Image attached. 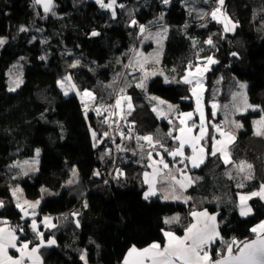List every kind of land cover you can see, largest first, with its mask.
Returning <instances> with one entry per match:
<instances>
[{
  "label": "trees",
  "instance_id": "1",
  "mask_svg": "<svg viewBox=\"0 0 264 264\" xmlns=\"http://www.w3.org/2000/svg\"><path fill=\"white\" fill-rule=\"evenodd\" d=\"M196 1L201 11L193 12L190 7L196 8L193 3ZM54 2L55 16L46 15L43 7L34 5L33 0H0V35L8 38L0 50V200L5 202V207L0 208V219L22 223L27 234L20 237L35 244L38 239L29 221L21 219L12 186L20 184L24 197L40 199V217L54 214L57 225L55 229L44 230L45 238L56 240V245L42 249L46 264H84L80 259L84 252L87 264H123L133 245L164 243L165 217L180 213L187 224L194 209L219 212L223 242L218 240L211 248L213 260L220 258L217 251L225 253L233 238L237 241L251 238L254 235L251 229L264 220V202L253 197L250 200L253 212L248 216L239 214L237 188L228 175L230 164L225 165L217 155L192 170L202 179L187 190L192 197L187 203L159 197L145 200L143 193L147 188L142 175L149 160L146 152L140 151L135 137L152 135L166 147L177 146V141L166 135L178 125L177 120L171 118L170 125L168 119L158 118L148 96L176 104L182 111L194 109L191 87L182 82V75L189 64L206 56L219 61L207 73L208 86L217 77H222L225 89V83L232 78L247 81L250 101L264 110V0H225L222 11L238 22L235 31L228 33L210 16L201 18L217 6L215 0L209 3L171 0L169 5L161 0H117V4L125 7L116 8L115 19L95 0ZM161 13L163 20L159 19ZM132 19L146 26L143 35L138 26H129ZM21 26L28 31H19ZM158 27L168 29L166 34L157 31L165 38L164 49L159 63L148 59L144 70L158 67L163 75L148 78L145 91L135 86L143 71L136 68L133 55L143 37ZM93 30L100 35L92 37ZM209 36L215 47L204 43ZM194 40L198 42L195 46ZM155 47L151 41L145 46V54L154 52ZM232 52L238 55L232 56ZM41 56L46 59L41 60ZM20 57L24 58L23 83L15 91H9L7 71ZM76 60H80V65L70 67ZM66 75L72 76L80 90L93 91L97 102L105 107L114 101L121 88L125 89L134 110L131 115L122 114L125 118L121 119L116 109L113 122L122 126L119 133L114 131L112 138L105 137L106 116L99 115L100 126L89 122L80 97L74 92L63 94L57 81ZM165 77L181 82L165 83ZM237 116L244 121L245 128L231 146L232 157L252 164L255 179L243 190L253 191L264 181V136L254 135L251 115ZM92 127L97 133L95 141ZM122 132L132 139L122 138ZM109 142L117 150V145L126 149L118 150L124 153V159L114 163ZM139 144L148 147L144 141ZM38 147L39 170L25 176L15 172L12 165L32 156ZM117 169L123 170L124 175L118 176ZM95 172L99 175H94ZM70 180L73 183L69 184ZM76 212L80 215L73 217ZM77 219L80 227L74 222Z\"/></svg>",
  "mask_w": 264,
  "mask_h": 264
},
{
  "label": "snow or ice",
  "instance_id": "2",
  "mask_svg": "<svg viewBox=\"0 0 264 264\" xmlns=\"http://www.w3.org/2000/svg\"><path fill=\"white\" fill-rule=\"evenodd\" d=\"M164 5H169L171 0H161ZM210 0H205V3H209ZM95 3L99 5V7L103 10L109 11L111 13L112 19H115L117 16L116 8L119 7L123 9L125 5L117 4V0H95ZM216 7L211 10V12L203 13L201 18L204 16H210L212 20L217 23L222 24L223 32H234L238 27V22L233 21L229 16L226 15L222 11L225 0H215ZM34 5H41L43 7V12L47 14H51L53 16L56 15L54 11L56 4L54 0H33ZM39 15V13H37ZM160 20L164 19V13L160 14ZM129 26H138L140 34L143 35L147 29L143 24H139L136 19H132L130 21ZM202 27H206V25H202ZM19 31L26 32L28 29L24 26H21ZM163 33H167V27H163ZM100 33L98 31L93 30L91 32L92 37L99 36ZM157 37L161 36L160 32L155 34ZM149 36H144L145 40L149 39ZM35 39V37H33ZM6 38L0 37V47H2L6 43ZM157 43L160 44V41L157 40ZM198 43L197 41H193V46ZM205 44L215 47V43L211 36L207 40L204 41ZM137 57H144V54L141 52L136 53ZM232 56H237L238 53L232 52ZM23 59V58H22ZM41 60L46 59V57L41 56ZM147 57H144L143 62L140 59H135L134 64L143 71V76L139 80V82L135 85L138 88H141L146 91V80L150 75H157L156 72L149 73L144 70V64L147 62ZM206 63L203 67L200 65H189L187 74L182 76V82L184 84L192 85L190 91L192 96L195 97L196 100V109L195 112L198 113L200 118V124L197 125L193 120L192 112H184L178 113L177 119L179 120V126L170 129L167 132V137L172 138L175 141H178V145L175 148H167L162 143L160 139L154 138L152 135H144V136H136L135 139L141 149L143 151L144 145L139 144L140 141L146 142L149 148L152 151L147 152V158L150 163L147 165L152 168V172L145 171L143 173V183L147 185V190L143 193V199L149 200L151 197H155L157 195L161 196L163 200H183L187 203L192 199L190 196H185L184 192L187 191V188L195 184L200 177H196L193 179L191 176L187 174L185 169L189 168V165L192 169L200 168L204 165L210 157H217L218 153L220 154V158L223 160L225 165L234 164V161L231 159V152L229 145L234 143L235 136L229 132L223 130L219 125H212L215 133H218L221 139H217L215 134L209 133L206 129L205 124V112L203 107V93L205 88L203 87V74L208 71V65L219 63L218 60L214 59L213 56H208L205 58ZM159 63V60H156ZM80 65V60H76L73 62L70 67L76 68ZM15 67V66H14ZM125 67H130V65H125ZM193 67H195V71H192ZM173 71H175L173 69ZM163 75V73H159ZM171 82H181V81H170L167 77H165V83ZM219 82V81H218ZM14 87H10L9 91H15L16 88L23 83V80L19 77L15 81H13ZM57 85L63 91L65 96H68L70 93H75L78 97L81 98V103L84 108V115L87 119L88 110L92 103H97V106L92 109L96 112V114L103 115L104 112H108L109 116L116 115L115 112L110 111V109H119L123 112L122 101L127 103V115H131V112L134 110V106L132 104V98L127 96L125 93V89L121 88L120 92L116 98L114 105L104 106L99 104L98 98L93 91L88 89L80 90L77 85L72 81L71 75H66L61 80L57 81ZM111 85H109L110 87ZM239 88L241 90L247 89L246 83H239ZM237 95H242L244 99V110L251 108L256 110L259 108L258 105L254 106L248 103L247 95L245 92L235 93L233 98ZM87 98V100H85ZM188 97H185L187 99ZM151 100H156L158 104L164 105L167 104L166 101L161 100L159 97L152 96ZM218 105L213 102L212 103V115H216V109ZM167 108L169 112L177 111V106L172 104H167ZM157 113L158 118L168 119L169 124H173V120L168 118V113L162 109L157 107H153L152 109ZM240 109L237 107V111ZM264 111V110H262ZM121 119L125 117L121 115ZM188 121H192L191 125L188 124ZM103 123H109V118L106 117ZM235 123L237 128L243 127L242 124L238 122ZM254 126L259 125L256 128L254 135L264 136V116L261 117L259 121L253 122ZM111 126V125H110ZM198 128L199 131L197 134H193V130ZM132 129H129V133H131ZM173 131H178L180 134L173 136ZM105 137L109 135V133L105 132L103 134ZM122 138H126L131 140L132 136L125 135L123 132L121 133ZM93 140H97V133L92 131ZM207 139H211L212 145L211 148L208 149L206 147ZM202 141L205 142L202 144ZM191 148V155H185V146ZM96 146L95 144L93 145ZM159 146L163 149L164 153L173 158L174 162H178L179 164L184 165V168L176 169L177 172L180 173L181 178L178 179L176 175L173 174L170 165L164 159V155L160 152H157L156 155L159 156V160L153 159V151ZM118 150L124 151L126 149H121L120 145H117ZM136 154L135 152L133 153ZM40 155V149H36V158L33 159L31 164L38 165L39 160L38 157ZM180 159L177 161L176 158ZM24 164H29V161H24ZM21 165L15 164L12 167H20ZM237 167L239 173H245L242 177L243 180H251L253 175L251 173L252 165L248 164L245 161H240L239 165H234ZM246 169L249 170L246 172ZM32 171H38V168H31ZM166 170V171H165ZM118 176H123L124 172L121 169H117ZM24 175H28V172L25 171ZM76 170L73 169V176H76ZM94 175H99V172H95ZM229 179H232L231 174L229 173ZM118 178V177H117ZM69 184L73 183V181H68ZM162 183L165 184L166 187L158 190L157 184ZM245 185L243 182L238 183V188H243ZM41 191H47V189H41ZM22 192L23 190L16 186L12 189V196L16 201V208L22 213L21 219L27 220L31 218L30 228L33 233L36 234V237L39 240V243L30 247L32 241L29 240H21L20 236L17 235V230L21 233L24 232L23 226H18L17 228H4L0 227V264H28L30 261L31 264H43L40 249L51 247L56 245V240L54 237H49L45 240L44 232L40 231V224L46 229H55L57 225L52 222L51 217L45 216L38 223L36 217L38 215L36 209H38L41 200L38 199L36 201H29L27 199L22 200ZM162 193V194H161ZM239 204L237 207L239 208V214L241 216H248L252 213V207L248 204V201L253 197H259L261 200H264V183L260 185V188L257 191H253L251 193L243 194L238 193ZM43 199V197H41ZM5 207V202L0 200V208ZM85 207L87 204L85 203ZM31 210V211H30ZM80 214L78 212L72 213L73 217H78ZM217 214H209L207 210L204 211H193L191 216L194 218L195 222L190 224L184 232V235L178 236L172 231H164L163 236L165 237V242L163 246L159 242H153L145 248H137L133 245L129 250L127 255L123 260V264H264V221H261L256 227L251 229V232L256 234V239L250 241H237L235 238L230 243H227V247L225 253H221L217 251L216 255L220 258L213 260L210 254V249L215 242L220 239L223 242V238L220 235L219 231V223L217 222ZM67 219V217H65ZM179 217L174 216L171 218L165 217V224H172L174 222H178ZM77 227H80L79 220L74 221ZM0 223H7V221H0ZM235 246V247H234ZM9 249H15L20 255L18 257H13L8 254ZM87 253L84 252L81 254L80 259L84 261V264H87Z\"/></svg>",
  "mask_w": 264,
  "mask_h": 264
},
{
  "label": "rangeland",
  "instance_id": "3",
  "mask_svg": "<svg viewBox=\"0 0 264 264\" xmlns=\"http://www.w3.org/2000/svg\"><path fill=\"white\" fill-rule=\"evenodd\" d=\"M192 3V2H191ZM195 5H196V8H191L190 7V9H192V11L193 12H195L196 10H198V11H201V8H200V4H199V1H196V2H193ZM161 27V26H160ZM160 27H158L157 28V30L156 29H154V30H150L145 36H149V34H151V36H150V38L149 39H147V40H145L144 38L141 40V43H140V45L136 48L135 47V52H134V55H133V63H134V60L135 59H140L141 60V62H143V59H144V57H147L148 59H149V61L152 63H154V61H156V60H158L160 57H161V55H162V52H163V49H164V44H165V38H161L162 37V34H161V36H159V37H157L155 34L157 33V31H162L161 30V28ZM0 37H4V38H6V41L8 40V38L6 37V36H1L0 35ZM157 40H159L160 41V44H158L157 43ZM151 41H153V42H155V44H156V47H155V49H154V52H152V53H149V54H145L146 53V49H145V46L147 45V44H149ZM1 48L2 47H0V50H1ZM159 51H160V53H159ZM137 52H141V53H143L144 54V57H137V55H136V53ZM23 57H20V59H18L10 68H9V70L7 71V76H8V78H7V82H8V89L10 88V87H14V83H13V81H15L16 79H17V77H19V78H21L22 80H23V74H24V65H23V59H22ZM147 59V60H148ZM199 59V58H198ZM197 59V60H198ZM195 61L194 63H191L190 65H193V66H195V64H197L198 63V61ZM213 65V64H212ZM15 66V67H14ZM144 67H146L145 66V64H144ZM136 68H139L138 66L136 67ZM147 68H149V67H147ZM147 72H149V73H152V72H156L157 74L159 73V68L158 67H155V68H152V69H147L146 70ZM192 71H195V70H192ZM143 72H141V75L143 76ZM187 74V71H186V73H184L183 75H186ZM182 75V76H183ZM205 76L207 77L208 76V74L207 73H205ZM65 77V76H64ZM150 77H152V75H150L148 78H150ZM225 79H226V76H225ZM203 81H204V74H203ZM219 81V82H218ZM239 83H246L247 84V86H248V82L247 81H244V80H236V78H234V81H232V80H230L228 83H225V85H226V89H225V91H223V90H220V79H219V77H217L216 79H214V82L210 85V86H208L207 84H204V82H203V87L205 88V91H204V93H203V99H210V106L212 107V103L213 102H215L216 104H218V103H220L221 104V106H222V110H221V112H220V114H221V118H222V120H224L226 123H227V126H228V129L229 130H233V131H235V132H237V133H239V131H241V130H243L244 128H245V125H244V121L242 120V119H240V118H238V116L237 115H235V111H234V108L235 107H233V106H231L232 105V102H234V104L236 103V105H239V104H243L244 103V99H243V96L242 95H237L236 97H235V99L233 98V95L235 94V93H241V92H245L246 93V95L248 96V87H247V89L246 90H241L240 88H239ZM21 85V84H20ZM190 87H192V85H190ZM17 89V88H16ZM15 89V90H16ZM71 94V93H70ZM149 97V99H150V97H152L151 95H149L148 96ZM155 97H157V96H155ZM161 99V98H160ZM192 99H193V101L194 102H196V100H195V97H193L192 96ZM85 100H87V98H85ZM151 100V99H150ZM161 100H163V99H161ZM164 101H166V100H164ZM80 102H81V98H80ZM167 102V104H172L173 105V103H171V102H168V101H166ZM151 103H152V105H153V107H157V108H159V109H162V110H164L165 112H167V104H164V105H160V104H158V102L156 101V100H151ZM81 105H82V103H81ZM97 105L95 104V103H92L91 104V106H90V108H89V110H88V114H87V119H88V121L89 122H91V123H96L98 126H100V122H99V120H98V118L100 117L101 118V116H98L97 114H96V112L95 111H93L92 109H94L95 107H96ZM83 107V106H82ZM126 109L124 112H123V115L124 114H126L127 115V111H128V109H127V107H126V102L124 103V105H123V109ZM118 110V109H117ZM117 110L116 109H110V111H112V112H115L116 113V115H112V118L113 117H117ZM119 111V110H118ZM190 111H194V110H187V111H184V112H190ZM120 113V112H119ZM195 113V112H194ZM106 117H108L109 118V123H105L104 124V127L106 128V125L107 124H111L112 125V127H114L113 126V122H112V119L110 120V116H108V113L107 112H104L103 113ZM120 114H122V113H120ZM249 115H251L252 117H253V119H254V121H259L260 119H261V117L262 116H264V113L263 114H260V112H257V113H248ZM217 115H219V112L217 113L216 112V116ZM105 117V118H106ZM104 118V119H105ZM233 122H238V123H240V124H242L243 125V127H241V128H237L236 126H235V123H233ZM178 126V125H177ZM253 126H254V124H253ZM257 127H259V125H255L254 126V131L256 130V128ZM92 130L94 131V129H93V127H92ZM226 130V129H225ZM117 133H119V130H117ZM214 134V133H213ZM216 136L217 137H219V135H217L216 134ZM220 138V137H219ZM218 139V138H217ZM110 143V142H109ZM36 149H40V155H39V157H38V160H39V163H38V165H35V164H31V162L33 161V159L34 158H36ZM35 149V151H34V154L32 155V156H30V157H26V158H23V159H21V160H18L15 164H19V165H21L20 167H15V172H19L20 174H22L23 176H25L23 173L25 172V171H27L28 172V174L29 173H34V172H37V171H32L31 170V168H40V157H41V148H36ZM109 151H111L112 153V157L115 159V161H114V163H116L117 161H118V159H119V156H120V153H119V151L114 147V146H112L111 145V143H110V147H109ZM24 161H29L30 163L29 164H24L23 162ZM14 164V165H15ZM238 182V180L237 179H234V183L236 184ZM16 186H19L21 189H22V187H21V185L20 184H16V185H13L12 186V189L14 188V187H16ZM23 190V189H22ZM22 196H23V192H22ZM24 197V196H23ZM22 197V200L23 199H27V200H29V201H36V200H38V199H34V200H30V199H28L27 197H25V198H23ZM161 197V196H160ZM163 200V199H162ZM169 201H175V200H172V199H169ZM177 201H179V202H181V200H177ZM183 201V200H182ZM185 203V202H184ZM40 205H41V203H40ZM40 205H39V207H40ZM38 207V208H39ZM36 210H38V209H36ZM262 221H264V220H262ZM261 222V221H260ZM259 222V223H260ZM259 223H257L256 225H254V227H256ZM27 233H26V230L24 229V232L23 233H21V232H19V236L20 235H26ZM255 235V234H254ZM21 238V237H20ZM21 240H23V238H21Z\"/></svg>",
  "mask_w": 264,
  "mask_h": 264
},
{
  "label": "crops",
  "instance_id": "4",
  "mask_svg": "<svg viewBox=\"0 0 264 264\" xmlns=\"http://www.w3.org/2000/svg\"><path fill=\"white\" fill-rule=\"evenodd\" d=\"M207 57V56H206ZM206 57H203V58H199L197 61H198V63L197 64H195V65H200L201 67H203L204 66V64L206 63V61H205V58ZM212 66L213 65H208V68H209V70H212L211 68H212ZM192 70H195V67H193V69ZM208 70V71H209ZM187 71V70H186ZM208 71H206V72H204V84H207V77L205 76V73H208ZM236 80H238V79H236ZM232 81H234V79L232 78ZM239 81V80H238ZM223 81H222V77L220 78V90H223V89H225V87H223L224 85H223V83H222ZM128 96V95H127ZM247 100H248V103L249 104H251V105H254V106H256L257 104H254V103H252L251 101H250V99H249V97L247 96ZM124 101H122V106L124 105ZM133 104V103H132ZM173 105H175V106H177L176 104H173ZM218 105V107H217V109H216V112L218 113L219 112V115H215V116H213L212 115V111H213V109H212V107L210 106V99H203V107H204V112H205V117H206V120H205V124H206V129H207V131L209 132V133H214L215 135L217 134L218 135V133H215V131H214V129L212 128V125H217V123L220 121V120H222V118H221V114H220V112H221V110H222V106H221V104L220 103H218L217 104ZM231 106H233V107H235L234 108V111H235V115H239V114H247V113H257V112H260V114H263L264 112H262L261 110H260V107L259 108H257L256 110H253V109H251V108H249V109H247L246 111L244 110V103L243 104H239V105H236V103L234 104V102H232V105ZM126 107H127V103H126ZM237 107L240 109L239 111H237ZM195 109H196V102H194V109H192V110H194V111H190V112H192L193 113V120L195 121V123L197 124V125H199L200 124V118H199V115H198V113H196L195 112ZM119 110V109H118ZM126 109L124 108L123 109V112L125 111ZM119 112L120 113H122L123 114V112H121L120 110H119ZM195 112V113H194ZM167 113H168V118L169 119H171V118H174V119H176L177 120V122H178V126H179V120L177 119V116H178V113H184V111H182V110H180L179 108H178V106H177V111H175V112H169L168 111V108H167ZM121 114V115H122ZM157 114V113H156ZM210 114H211V117H213L214 119L216 118V120H212L213 118H211L210 119ZM161 119H163V118H161ZM211 122H213V124H210ZM254 122V121H253ZM191 123H192V121H188V124L189 125H191ZM198 131H199V129L198 128H196V129H194L193 130V134H197L198 133ZM226 132H229V133H231V134H233L234 136H235V140H236V138H237V132H235V131H233V130H229L228 129V126H227V128H226V130H225ZM180 133L178 132V131H176V134H175V136L176 135H179ZM218 139H221V138H219V137H217ZM207 142H208V144H209V146H210V148H211V145H212V141L210 140V139H207V141H206V147L208 148V144H207ZM235 142V141H234ZM177 143H178V141H177ZM203 143H205V142H203L202 141V144ZM233 144V143H232ZM232 144H230L229 145V148H230V152H231V159L234 161V164H230L231 166H230V174H231V176H232V180L234 181V179H237L238 180V182L235 184L234 183V187H235V189L237 188V190H235V194H236V200H237V205L239 204V199H238V193H243V194H247V193H251V192H253V191H257L259 188H260V185L262 184V183H264V181H262V182H260V184L258 185V187L255 189V190H253V191H247V190H243V188L244 187H246L248 184H249V181L250 180H243L242 181V177L245 175V173H239L238 172V169H237V167L236 166H234V165H239V163H240V161H245V162H247L248 164H251L250 162H248V161H246V160H240V161H235L234 159H233V157H232V151H231V146H232ZM178 145V144H177ZM166 147V146H165ZM176 147V146H175ZM175 147H171V148H175ZM167 148H169V147H167ZM140 151H141V149H140ZM148 151H152V149L151 148H149V147H144V149H143V153H145L146 152V157H147V152ZM157 152H160L162 155H164V159L166 160V162H168L169 163V165H170V168H171V170H172V172H173V174L174 175H176L177 176V178L178 179H180L181 178V175H180V173L179 172H177L176 171V169H178V168H184V165H182V164H179L178 162H174L173 161V158L172 157H170V156H168L166 153H164V151H163V149H161L159 146H157V148L155 149V151H153V159H156V160H159V156H157L156 155V153ZM185 155H191V148L190 147H188L187 145L185 146ZM218 156L220 157V154L218 153ZM180 158L179 157H177L176 158V160L178 161ZM223 161V160H222ZM150 163V161L148 162V164ZM252 165V164H251ZM203 166V165H202ZM201 166V167H202ZM197 169V168H196ZM192 170H194V169H192L191 168V166L189 165V168L188 169H185V171L187 172V174L189 175V176H191L193 179H195L196 177H200V179L198 180V181H200L201 179H202V176L200 175V174H197V173H194V172H192ZM145 171H147V172H152V168H150V167H148ZM144 171V172H145ZM166 171V170H165ZM247 171H249V170H247L246 169V172ZM251 171V173H252V175H253V178L252 179H255V174H254V169H253V167H252V169L250 170ZM143 172V173H144ZM142 178H143V175H142ZM197 181V182H198ZM241 182H243L244 183V187L243 188H238L237 187V184L238 183H241ZM148 186L146 185V188H147ZM166 187V185L165 184H162V183H158L157 184V188H158V190H160V189H163V188H165ZM191 187V186H190ZM190 187H188L187 188V190L190 188ZM147 190V189H146ZM162 194V193H161ZM184 195L185 196H189L188 195V193H187V191H185L184 192ZM23 197V196H22ZM155 197H159V198H161L160 197V195H157V196H155ZM23 198H25V197H23ZM259 198V197H258ZM30 200H32V199H30ZM175 201H177V200H175ZM263 202H264V200H262ZM181 202H184V201H182L181 200ZM248 204L251 206V204H250V200L248 201ZM252 207V206H251ZM238 208V207H237ZM39 209V208H38ZM204 210H207V212L209 213V214H219V212L217 211V212H211V211H209L208 209H194L193 211H204ZM31 211V210H30ZM37 211V213H38V215H37V217H36V219H37V221H38V223L43 219V217H45V216H48V217H51V218H53L52 219V222L53 223H55L56 224V215H54V214H43L41 217H40V215H39V212H38V210H36ZM192 211V212H193ZM238 211H239V208H238ZM191 212V213H192ZM252 212H253V209H252ZM191 215V214H190ZM174 216H178L179 217V221L178 222H174V223H172V224H167V228H166V230L165 231H172V232H174L176 235H178V236H183L184 235V232H185V229L190 225V224H192V223H194L195 222V220H194V218L191 216V220L187 223V224H184L183 223V216H182V214H180V213H175V214H172V215H170V216H167L168 218H171V217H174ZM0 221H7V223L5 224V223H0V227H4V228H17L18 226H23V224L22 223H18V222H13L12 220H9V219H0ZM22 221H29V225H30V223H31V218H28L27 220H25V219H22ZM217 222L219 223V229H220V224H221V222H220V219H219V215H217ZM46 228L43 226V224H40V231H42V232H44V230H45ZM176 229H179V230H181V231H177ZM32 231V230H31ZM17 235L19 236V231L17 230ZM34 235H35V238L36 239H38L37 237H36V234L34 233ZM256 235V234H255ZM48 238H45V240H47ZM23 240H29V241H31L30 239H23ZM218 240H220V239H218ZM217 240V241H218ZM217 241L215 242V244H213L212 246H211V248L213 247V246H215L216 245V243H217ZM165 242V241H164ZM39 243V240H38V242H36L35 244H31L30 245V247H32V246H34V245H36V244H38ZM164 244V243H163ZM163 244L161 243V245L163 246ZM150 245V244H149ZM148 246V245H147ZM147 246H144V247H137V248H145V247H147ZM235 247V246H234ZM42 249L43 248H41L40 249V255H41V258H42V261H43V264H46L45 263V261H44V255H43V253H42ZM127 253H128V251L126 252V254H125V256L127 255ZM8 254L9 255H11V256H13L14 258L15 257H18L20 254L18 253V252H16V250L15 249H9L8 250ZM210 254H211V251H210ZM125 256H124V258H125ZM211 256H212V254H211ZM124 260V259H123ZM28 264H31V262L29 261L28 262Z\"/></svg>",
  "mask_w": 264,
  "mask_h": 264
},
{
  "label": "built area",
  "instance_id": "5",
  "mask_svg": "<svg viewBox=\"0 0 264 264\" xmlns=\"http://www.w3.org/2000/svg\"><path fill=\"white\" fill-rule=\"evenodd\" d=\"M189 65H190V64H189ZM188 67H189V66H188ZM117 96H118V94H116L114 101H113L110 105H114V104H115V101H116ZM82 106H83V105H82ZM112 110H113V109H112ZM107 113H108V112H107ZM108 116H109V113H108ZM114 118H115V117L112 118V116H110V120L112 119V122H113ZM113 123H114V122H113ZM110 125H111V124H107V125H106V131H105V132L109 133L108 137L112 138V137H113V134H114V131L121 130V129H122V126H121L119 123H114V124H113L114 127H112V125H111V126H110ZM217 125H219L223 130H225L226 127H227V123H226L225 121H223V120H220V121L217 123ZM218 135H219V134H218ZM219 137H220V136H219ZM220 138H221V137H220ZM109 140L113 141L114 139H113V140H112V139H109ZM119 153H120V151H119ZM124 158H125V155H124V153L121 152L118 160H122V159H124ZM210 251H211V249H210Z\"/></svg>",
  "mask_w": 264,
  "mask_h": 264
},
{
  "label": "water",
  "instance_id": "6",
  "mask_svg": "<svg viewBox=\"0 0 264 264\" xmlns=\"http://www.w3.org/2000/svg\"><path fill=\"white\" fill-rule=\"evenodd\" d=\"M210 124H213V122H211ZM253 239H256V235H253L251 238L249 239H246L244 241H250V240H253ZM218 259V258H217ZM215 260V259H214Z\"/></svg>",
  "mask_w": 264,
  "mask_h": 264
}]
</instances>
